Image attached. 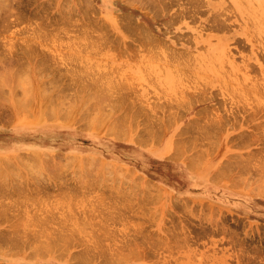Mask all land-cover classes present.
Returning <instances> with one entry per match:
<instances>
[{
	"label": "rangeland",
	"instance_id": "obj_1",
	"mask_svg": "<svg viewBox=\"0 0 264 264\" xmlns=\"http://www.w3.org/2000/svg\"><path fill=\"white\" fill-rule=\"evenodd\" d=\"M0 1V264H264V0Z\"/></svg>",
	"mask_w": 264,
	"mask_h": 264
},
{
	"label": "bare ground",
	"instance_id": "obj_2",
	"mask_svg": "<svg viewBox=\"0 0 264 264\" xmlns=\"http://www.w3.org/2000/svg\"><path fill=\"white\" fill-rule=\"evenodd\" d=\"M142 1L145 2L146 0H142ZM176 1H177V0H176ZM180 1H181V0H180ZM180 1H179V2H180ZM187 1H188V0H187ZM0 2H1V1H0ZM140 3H141V2H140ZM142 3H143V2H142ZM142 3H141V4H142ZM169 3H170V2H169ZM169 3H168V4H169ZM0 4H3V3L1 2ZM143 4H144V3H143ZM143 4H142V5H143ZM171 4H172V3H171ZM180 4H181V3H180ZM173 5H174V4H173ZM173 5H172V6H173ZM190 5H191V4H190ZM1 6H2V5H1ZM4 6H5V5H4ZM4 6H3V7H4ZM166 6H167V5H166ZM172 6H171V7H172ZM175 6H176V5H175ZM188 6H189V5H188ZM149 7H150V6H149ZM151 7H152V6H151ZM153 7H155V6H153ZM190 7H192V6H190ZM162 8H163V7H162ZM181 8H182V6H181ZM192 8H193V7H192ZM192 8H191V10H192ZM5 9H6V7H5ZM163 9H164V8H163ZM185 9H186V8H185ZM194 9H195V8H194ZM1 10H3V9L1 8ZM156 10H158V9H156ZM164 10H165V9H164ZM169 10H170V9H169ZM4 11H5V10H4ZM4 11H3V12H4ZM186 11H187V10H186ZM188 11H189V10H188ZM195 11H196V10H195ZM5 12H6V11H5ZM214 12H215V11H214ZM0 13H1V12H0ZM185 13H186V12H185ZM189 13H190V12H189ZM173 14H174V13H173ZM174 15H176V14H174ZM212 15H213V14H212ZM217 15H218V13H217ZM219 15H220V14H219ZM221 15H222V14H221ZM221 15H220V16H221ZM157 16H158V15H157ZM157 16H156V17H157ZM187 16H188V15H187ZM183 17H184V15H183ZM213 17H215V16H213ZM216 17H217V16H216ZM185 18H186V17H185ZM214 19H216V18H214ZM177 20H178V19H177ZM254 23H255V22H254ZM263 24H264V23H263ZM256 26H257V25H256ZM141 27H142V26H141ZM142 29H143V28H142ZM143 31H145V30H143ZM145 33H146V31H145ZM145 33H144V34H145ZM149 36H150V35H149ZM260 37H261V35H260ZM256 40H258V39H256ZM261 40H263V39H261ZM147 41H148V40H147ZM154 41H155V40H154ZM151 42H152V41H151ZM259 42H261V41H259ZM263 42H264V41H263ZM263 45H264V44H263ZM162 47H163V46H162ZM164 47H165V46H164ZM170 49H171V50H170V52H171V51H172V48L170 47ZM166 51H167V49H166ZM168 51H169V50H168ZM173 51H174V50H173ZM173 51H172V52H173ZM175 51H176V50H175ZM168 54H169V53H168ZM168 54H167V55H168ZM170 54H171V53H170ZM170 54H169V55H170ZM172 54H174V53H172ZM175 54H176V53H175ZM181 54H182V53H181ZM181 54H180V55H181ZM183 54H184V53H183ZM178 55H179V54H178ZM184 55H185V54H184ZM176 56H177V55H176ZM188 56H189V55H188ZM188 56H186V57H188ZM181 57L183 58L184 56L181 55ZM181 57H180V58H181ZM185 61H186V60H185ZM188 61H189V60H188ZM188 61H187V62H188ZM183 62H184V61H183ZM183 62H182V63H183ZM187 62H186V63H187ZM191 63H192V62H191ZM216 63H217V62H216ZM183 64H184V63H183ZM213 64H214V63H213ZM180 65H181V64H180ZM216 65H217V64H216ZM216 65H215V66H216ZM217 68H218V67H217ZM181 70H182V69H181ZM233 76H234V75H233ZM217 81H218V80H217ZM220 81H221V80H220ZM219 83H221V82H219ZM221 84H222V83H221ZM250 85H251V84H250ZM252 86H255V85H252ZM249 87H250V86H249ZM255 87H256V86H255ZM259 88H260V86L257 87L256 89H259ZM253 89H254V88H253ZM177 99H178V98H177ZM48 104H49V106H50L51 103H48ZM20 105H21V104H20ZM49 106H48V107H49ZM50 107H51V106H50ZM71 107H72V106H71ZM47 110H48V109H47ZM45 111H46V110H45ZM45 111H44V112H45ZM50 111H51V109H50ZM50 111H49V112H50ZM67 111H69V109H68ZM47 112H48V111H47ZM47 112H45V113H47ZM69 112H70V111H69ZM82 112H83V111H82ZM135 113H136V112H135ZM49 114H50V113H49ZM49 114H48V115H49ZM81 114H82V115H81ZM81 114H80V115L83 116V113H81ZM48 115H47V116H48ZM137 115L139 116V114H137ZM50 117H51V116H50ZM83 117H84V116H83ZM104 117H105V115H104ZM135 117H136V116H135ZM84 118H85V117H84ZM123 118H124V116H123ZM132 118H133V122H134V116H133ZM49 119H50V118H49ZM88 119H89V118H88ZM99 119L101 120V118H99ZM121 119H122V118H121ZM121 119L119 118L118 121H119V120L121 121ZM135 119H137V118H135ZM112 121H113V120H112ZM112 121H111V122H112ZM122 121H123V120H122ZM147 121H148V120H147ZM150 121H151V120H150ZM88 122H90V121L88 120ZM102 122H103V121H102ZM116 122H117V121H116ZM148 122H149V121H148ZM112 123H114V124L116 125L115 120H114V122H112ZM121 123H122V122H121ZM126 123H127V122H126ZM119 124H120V123H119ZM123 124H125V123H123ZM123 124H120V126L123 125ZM211 124H212V123H211ZM215 124L218 125V122L216 121ZM150 125H151V123H150ZM150 125H149V126H150ZM166 125H167V124H166ZM209 125H210V124H209ZM120 126H119V127H120ZM125 126H126V125H125ZM125 126H124V127H125ZM133 126H134V125H133ZM133 126H132V127H133ZM155 126H156V125H155ZM220 126H221V125H220ZM220 126H219V127H220ZM222 126H223V125H222ZM117 127H118V126H117ZM122 127H123V126H122ZM191 127H192V126H191ZM191 127H189V128H191ZM197 127H198V126H197ZM201 127H203V126L201 125ZM201 127H198V128H201ZM207 127H208V126H207ZM207 127H206V128H207ZM96 128H97V127H96ZM109 128H110V127H109ZM150 128H153V127H150ZM155 128H156V127H155ZM193 128H194V127H193ZM198 128H197V129H198ZM206 128L204 127V128H201V129L204 130V129H206ZM208 128H211V127H208ZM208 128H207V129H208ZM212 128H214V127H212ZM217 128H218V127H217ZM118 129H119V128H118ZM125 129H126V127H125ZM125 129H122V130L125 131ZM158 129H159V131H160V128H158ZM158 129L156 128V130H158ZM220 129H223V128H220ZM220 129H219V130H220ZM119 130H120V129H119ZM132 130H133V129H132ZM152 130H154V129H152ZM156 130H155V131H156ZM208 130H209V129H208ZM219 130H218V131H219ZM200 131H201V130H200ZM122 132H123V131H122ZM156 132H157V131H156ZM161 132H162V131H161ZM179 132H181V131H179ZM123 133H124V132H123ZM178 134H181V133H178ZM121 135H123V134H121ZM151 135H152V133H151ZM151 135H150V136H151ZM153 135H154V133H153ZM117 136H118V134H117ZM119 136H120V135H119ZM124 136H125V133H124ZM150 136H148V138H149ZM157 136H158V135H156V136L154 135V138L157 137ZM159 136H161V135L159 134ZM179 136H182V135H179ZM119 138H120V137H119ZM137 138H138V136H137ZM180 138H181V137H180ZM138 139H139V141H140V138H138ZM155 139H156V138H155ZM155 139H154V140H155ZM177 140H178V139H177ZM181 140H182V139H181ZM137 141H138V140H137ZM179 141H180V140H179ZM185 141H186V140H185ZM185 141H184V142H185ZM181 143H182V141H181ZM185 143H186V142H185ZM179 144H180V143H178V145H179ZM174 146H175V145H174ZM180 148H181V147H180ZM179 153H180V152H179ZM179 156H181V155H179ZM6 160H7V159H6ZM233 164H234V163H233ZM234 165H235V164H234ZM246 166H247V165H246ZM190 170H191V169H190ZM219 171H220V170H219ZM217 172H218V171H217ZM217 172H216V173H217ZM222 172H223V171H222ZM214 173H215V172H214ZM219 173H220V172H219ZM224 173H225V171H224ZM226 173H227V172H226ZM214 175H216V174H214ZM218 175H219V174H218ZM220 178H221V177H220ZM23 181H24V180H23ZM233 181H235V180H233ZM24 183H25V182H24ZM233 183H234V182H233ZM4 185H5V184H4ZM20 186H21V185H20ZM25 186H26V185H25ZM18 187H19V186H18ZM15 189H18V188H15ZM15 189H14V190H15ZM13 192H15V191H13ZM0 205H1V204H0ZM2 205H3V204H2ZM2 205H1V206H2ZM7 205H8V204H7ZM1 206H0V207H1ZM2 207H3V206H2ZM2 207H1V208H2ZM3 208H4V207H3ZM3 208H2V209H3ZM0 210H1V209H0ZM4 212H5V211H4Z\"/></svg>",
	"mask_w": 264,
	"mask_h": 264
}]
</instances>
